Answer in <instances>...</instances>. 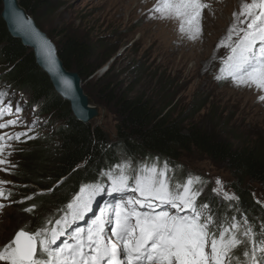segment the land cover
I'll return each mask as SVG.
<instances>
[{
	"label": "snow or ice",
	"instance_id": "snow-or-ice-1",
	"mask_svg": "<svg viewBox=\"0 0 264 264\" xmlns=\"http://www.w3.org/2000/svg\"><path fill=\"white\" fill-rule=\"evenodd\" d=\"M207 7L202 0H158L149 12L153 18L180 21V31L196 40L202 34V10ZM233 16L227 41L221 42L229 52L222 61V74L215 79L230 78L235 86L264 90V0H246ZM26 24L32 32L31 21ZM40 47L54 65L51 42L42 40ZM14 98L11 85L0 87V130L22 129L0 132V171L10 174L17 168L9 159L17 150L12 142L34 139L30 133L40 122L39 117L26 121L21 101L14 103ZM258 98L264 102V94ZM148 160L134 161L125 154L98 170L100 179L83 184L58 210L63 215L54 221L55 226L49 227L52 218L36 229L25 225L0 246V264H264V219L256 212L250 219L236 193L225 191L216 178L211 192L224 203L221 211L204 198L207 182L203 178L188 174L180 182L168 161ZM16 187L20 186L0 179V210L7 206L4 201L24 203L35 195L14 201ZM105 194L113 198L87 228L76 227L68 233L92 211L96 198ZM253 197L264 208V200L255 193ZM35 208L32 204L24 211L31 213ZM61 237H65L63 243L54 247Z\"/></svg>",
	"mask_w": 264,
	"mask_h": 264
},
{
	"label": "rangeland",
	"instance_id": "rangeland-1",
	"mask_svg": "<svg viewBox=\"0 0 264 264\" xmlns=\"http://www.w3.org/2000/svg\"><path fill=\"white\" fill-rule=\"evenodd\" d=\"M157 2L47 0L48 6L35 14L34 19L38 20L55 43H61L66 37H77L92 45L91 60L94 64H103L93 76L82 78L86 94L100 108V117L91 124L106 131L111 143L117 140L119 114L100 96L102 86L113 82L112 86L117 88V92L129 97L151 99L159 110L166 109L172 119L183 121L184 126L197 125L232 140L236 146L250 147L260 141L264 143V102L258 98L264 94V90L255 86H235L230 78L215 79L222 74V61L229 52L226 46H221V42L227 41L228 30L234 23L233 13H239L246 0H202L208 7L202 10V34L196 40L189 39L180 31V21L153 18L149 9ZM220 7L221 22L214 15ZM109 68L112 73L103 80ZM71 71L76 70L73 68ZM8 85L0 81V87L6 88ZM11 91L15 93L14 103L19 100L23 105L22 117L28 122L39 117L40 121L34 132L30 133L35 136L34 139L21 138L19 142H12L17 150L9 159L17 165L15 174L0 171V179L20 186L13 189L16 194L11 197L19 201L22 197L44 191L43 186L21 178L20 172L26 169V158L29 155L40 157L37 145L41 144L44 148L47 142L52 146L56 143L44 140L52 130V125L46 124L44 117L34 111L29 104V97L17 92L12 86ZM20 130L17 127L0 132ZM174 166L183 178L188 174L203 178L207 182L204 196L210 195L221 201L213 197L211 192L216 186V178L223 182L225 191L234 192L232 182L235 178L226 165L213 163L205 155L198 152L184 153ZM64 182L65 179L58 180L56 177L52 180L56 186H62ZM250 185L256 198L264 200L263 186L255 183ZM35 195L24 203L9 204L4 201L7 206L0 210V246L12 240L21 227L30 225L31 229H36L46 219H53L58 214L55 206L46 203L31 213L25 212L24 209L30 205H38ZM108 197L105 195L102 200Z\"/></svg>",
	"mask_w": 264,
	"mask_h": 264
},
{
	"label": "trees",
	"instance_id": "trees-1",
	"mask_svg": "<svg viewBox=\"0 0 264 264\" xmlns=\"http://www.w3.org/2000/svg\"><path fill=\"white\" fill-rule=\"evenodd\" d=\"M20 3L33 16L48 6L47 0H20ZM1 12L2 0L0 81L29 97V104L35 112L44 117L46 124L52 125V130L44 140L56 143L52 146L47 142L44 148L41 144L37 145L40 157L29 155L26 169L20 172L22 179L43 186L45 190L35 195L36 207L46 203L58 210L65 208L83 184L100 179L98 170L115 163L121 155L126 154L134 161H143L147 157L148 163H152V158L159 157L160 162L168 161L174 166L184 153L198 152L213 163L226 165L235 178L232 188L240 197L241 207L249 212L250 219L253 212L264 219V208L256 204L250 185L260 184L264 189L263 142L250 147L236 146L232 140L197 125L184 126L183 121L172 119L166 109L159 110L151 99L129 97L117 92V88L112 86L113 82H109L100 89V96L119 114L117 140L111 143V137L100 126L85 124L75 118L69 102L55 91L49 76L37 64L33 50L10 34ZM35 20L39 25L38 20ZM57 48L66 68H75L82 78L93 76L103 65L94 64L91 60L92 45L77 37L63 38ZM110 73L109 68L103 80ZM174 167L176 180L183 182L185 178ZM55 177L58 180L65 179L62 186L52 183ZM204 198L210 199L214 206L223 211V202L210 195ZM100 199L101 196L96 201ZM62 215L63 212L58 211L50 226H55L54 221Z\"/></svg>",
	"mask_w": 264,
	"mask_h": 264
},
{
	"label": "water",
	"instance_id": "water-1",
	"mask_svg": "<svg viewBox=\"0 0 264 264\" xmlns=\"http://www.w3.org/2000/svg\"><path fill=\"white\" fill-rule=\"evenodd\" d=\"M1 15L10 34L19 38L25 46L33 50L37 64L49 76L55 91L69 102L75 118L85 124L99 118L100 108L86 94L79 72L66 68L59 55L57 44L46 31L39 27L34 16L21 5L20 0H2ZM26 20L31 21L32 32L28 31ZM33 32H38L40 35L35 36L32 34ZM42 40L51 42L55 59L54 65H50L42 55L40 47Z\"/></svg>",
	"mask_w": 264,
	"mask_h": 264
},
{
	"label": "bare ground",
	"instance_id": "bare-ground-1",
	"mask_svg": "<svg viewBox=\"0 0 264 264\" xmlns=\"http://www.w3.org/2000/svg\"><path fill=\"white\" fill-rule=\"evenodd\" d=\"M220 9H222L221 7L218 9V12H216L214 15H215V17H217L218 18V21H223V18H221L222 16H220L221 14H220V12H219V10ZM214 16H213V18H215ZM176 20V19H175ZM177 21V20H176ZM176 35H178V33L176 34Z\"/></svg>",
	"mask_w": 264,
	"mask_h": 264
}]
</instances>
